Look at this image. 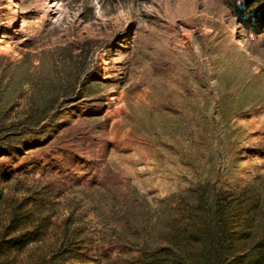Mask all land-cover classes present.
<instances>
[{
  "label": "rangeland",
  "instance_id": "374dc122",
  "mask_svg": "<svg viewBox=\"0 0 264 264\" xmlns=\"http://www.w3.org/2000/svg\"><path fill=\"white\" fill-rule=\"evenodd\" d=\"M81 40L87 55L66 53ZM67 85L79 95L54 128L17 135ZM99 172L152 222L216 182L235 243L258 233L228 264H264V34L224 0H0V264H97L112 238ZM65 230L83 263L58 255Z\"/></svg>",
  "mask_w": 264,
  "mask_h": 264
},
{
  "label": "trees",
  "instance_id": "16d2710c",
  "mask_svg": "<svg viewBox=\"0 0 264 264\" xmlns=\"http://www.w3.org/2000/svg\"><path fill=\"white\" fill-rule=\"evenodd\" d=\"M224 1L243 30L257 36L264 34V0ZM92 49L91 40L74 41L66 53L71 54L72 50H76L82 56ZM91 84L83 85L85 92L89 88L87 85ZM59 93L64 104H57L58 96L43 103L34 101L28 116L19 125L17 135L34 134L40 137L48 129H53L59 120L58 113L66 105L73 107L75 102L72 98L79 95L74 88L70 91L68 85L61 87ZM81 99L84 97L78 100ZM111 178L106 172H99L95 181H89L96 186V190L107 191L111 201L109 215L112 219V238L106 246L101 241L97 247V253L100 254L96 255L100 257L96 258L97 264H228L239 253H248L258 235L251 226H242L239 231L246 234L239 243H235L229 229L231 201L217 190L216 182L198 185L190 196L178 195L181 205L176 210L166 205L168 199H162L156 219L152 222L146 199L137 196L136 190L132 193L120 192L118 183ZM206 192H209V196ZM67 232L64 231L60 240L58 255L70 256L83 263L86 258L79 250L78 239L70 238ZM113 249L120 250L122 256L116 260L110 259L106 252Z\"/></svg>",
  "mask_w": 264,
  "mask_h": 264
}]
</instances>
